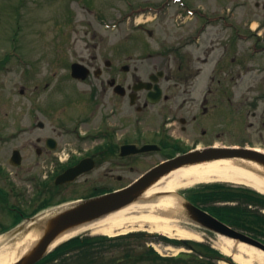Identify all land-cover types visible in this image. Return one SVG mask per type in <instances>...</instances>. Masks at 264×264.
I'll return each instance as SVG.
<instances>
[{
    "label": "rangeland",
    "instance_id": "rangeland-1",
    "mask_svg": "<svg viewBox=\"0 0 264 264\" xmlns=\"http://www.w3.org/2000/svg\"><path fill=\"white\" fill-rule=\"evenodd\" d=\"M182 2L187 8H200L209 15L218 17L215 23L206 27L201 36V39L209 35L216 36L217 39L213 41L216 57L228 45L229 58L235 55L240 59L251 60V63L255 62L257 53L251 54L248 49L252 39L243 41L237 39L233 33L236 28L240 33L249 30L264 31V0ZM181 7L180 2L175 0H0V163L6 174L4 187L10 193L7 199L9 203L15 202L30 210L35 201L37 202L34 201L37 195L36 181L39 179L37 171L44 175L55 164L54 160H44L35 154V137L48 135L54 130V134L58 135V150L70 152L76 148L75 141L79 140L77 133L80 134V131L98 122L99 113L95 111L94 123L83 124L78 128L79 132L75 131L80 125L76 118H80L82 114L88 115L89 112H85L86 106L78 98L77 103H71L64 108L65 100L62 98L65 99L67 93L71 96L74 94L71 91L55 92L57 83L70 78L66 72L67 65L59 61L88 60L98 65L101 60L109 59L116 65H129L127 72L118 71L122 78L127 77L129 80L135 66L140 69L138 73L143 74L151 62L147 54L151 57L177 54L169 52L167 47L177 48L183 35L191 32V28L194 29L201 21L196 15L184 13ZM146 29L153 31V34L149 36ZM231 34L234 35L233 38ZM187 49L192 53L200 50L195 43H191ZM106 76L107 74L104 75ZM96 82L98 81L90 79L77 84L81 88H87ZM59 86L64 90L72 88L75 91V83L69 79ZM57 104L63 105L56 108L55 112L42 109L44 106ZM248 119L251 120V116ZM38 121L45 123L42 130L37 125ZM261 132L263 137L253 128L250 129L248 143L264 150V129ZM84 146L79 144L78 149L81 150ZM14 148L21 153L19 165L8 162ZM157 159L158 155L155 153L137 156L134 161L136 169L142 171ZM36 161L39 164L35 169ZM114 174H117V170H114ZM135 175L127 174L125 180L117 181L114 176L104 177L102 167H97L90 173L88 180L82 175L68 185L66 190H62L65 186L62 187L55 196V202L83 196L93 185H123ZM205 183L177 190L198 188ZM222 183L228 186H245L232 182ZM11 187L14 192L21 191L22 194L15 197L9 191ZM249 203V211L258 210V213H264V209L256 202ZM6 214L7 210L0 204V229L11 225L8 220H1L4 216L7 217ZM135 231L146 234L102 239L103 234L82 232L78 234L81 239H93L88 243L89 250L83 253H80L82 250L71 251L66 260L57 259L53 264H237L220 251L213 242L212 235H204V239L200 240L214 249L216 258L208 260V255H204L202 251L195 253L197 249L192 251L193 249L185 245L164 240L166 237H173L145 229L129 232ZM149 248L154 249L162 259H153L154 256L151 255L148 261H134L135 257L140 253L144 254ZM125 253H129L130 259L123 256ZM175 258L178 259L174 260Z\"/></svg>",
    "mask_w": 264,
    "mask_h": 264
},
{
    "label": "flooded vegetation",
    "instance_id": "flooded-vegetation-1",
    "mask_svg": "<svg viewBox=\"0 0 264 264\" xmlns=\"http://www.w3.org/2000/svg\"><path fill=\"white\" fill-rule=\"evenodd\" d=\"M199 26L200 23L194 29L191 28V32L183 35L176 52V49H168L169 52L177 54L162 57H151L147 54V58L151 60L147 70L139 74L140 69L135 66L129 80L127 77H120L118 71H122V64L116 65L109 59L101 60L98 65L88 60L59 61L67 65L66 72L69 76L74 62L81 63L86 68L84 71L87 75L84 79L71 76L66 78L75 83V91L72 88L64 90L59 86L66 79L57 83L55 90L61 93L71 91L74 94L71 96L67 93L65 99L62 98L65 100L64 108L71 103H77L78 98L83 100L87 109L86 111L84 108L85 112H89L88 115L82 114L80 118H76L80 125L75 131L79 132L78 128L83 124L94 123L95 111L99 113L98 122L80 131V134L77 133L79 140L75 141L76 148L70 152L58 150V135L54 134V130L48 135L35 137V154L44 160H54L55 166L49 170L51 172L47 171L44 175L37 171L39 179L36 181L37 195L34 199L37 202L35 201L33 207L26 210L15 202H8L12 214H6L7 217L4 216L1 220L12 222L17 218L16 211L25 217L34 209L49 206L55 202V196L62 187L65 186L62 190H66L68 185L82 175L88 180L90 173L97 167H102L104 177L114 176L117 181L125 180L127 174L136 175L116 187L93 185L90 190L92 192L101 189L110 191L125 186L154 165L138 171L134 162L137 156L155 153L158 155L156 164L176 153L195 148L205 149L219 145L254 148L248 143L250 129L259 132L261 137V130L264 129V53L260 51L255 62L251 63V60L240 59L235 55L229 58L230 50L226 45L220 51L219 57H216L213 46L216 36L209 35L201 39L203 31ZM262 31L252 33L249 30L246 33L248 40L252 39L257 47H264ZM146 32L149 36L153 34L151 30ZM194 34L195 39L191 40ZM193 42L200 49L196 53L187 49ZM239 56L241 57L240 54ZM90 79L98 82L87 88H81L77 84ZM137 87L142 88L137 90ZM154 99L158 101L155 102ZM258 103L260 107L257 106ZM63 104L44 106L42 109L55 112L56 108ZM249 116L251 120L248 119ZM37 125L40 130L45 127V123L41 121H38ZM53 128L56 129L55 126ZM148 143L157 144L158 147L141 153H127L128 148L123 150L124 145L141 146ZM79 144L85 146L79 150ZM15 149H12L11 154ZM81 160H85L87 165L93 164V168L80 174L72 182L55 184L54 177L58 173ZM38 164L39 161H36L35 169ZM114 170H117V174H114ZM5 179L4 167L0 163V204L6 201L10 194L4 187ZM210 189L215 188L208 186L203 190ZM9 191L15 197L22 194L21 191L14 192L12 187ZM200 191L202 190H196L197 196ZM184 197L197 205L200 201L195 197L192 199L191 195L184 194Z\"/></svg>",
    "mask_w": 264,
    "mask_h": 264
},
{
    "label": "bare ground",
    "instance_id": "bare-ground-1",
    "mask_svg": "<svg viewBox=\"0 0 264 264\" xmlns=\"http://www.w3.org/2000/svg\"><path fill=\"white\" fill-rule=\"evenodd\" d=\"M258 169L264 170L253 161L237 157L183 165L160 177L141 194L138 200L98 219L83 222L65 230L53 240L48 250L72 236L87 231L114 236L145 229L170 237L201 240L204 233L178 225L179 220L175 218L180 211L179 198L175 194L177 189L203 182L220 181L244 184L264 194V176L256 171ZM72 203L68 202L47 209L36 218H51L61 208ZM20 228L0 235V264H14L36 244L41 236L40 231L35 228L25 234ZM212 240L222 253L230 255L238 264H264V252L251 245L243 242L236 244L232 239L221 235H214Z\"/></svg>",
    "mask_w": 264,
    "mask_h": 264
},
{
    "label": "water",
    "instance_id": "water-1",
    "mask_svg": "<svg viewBox=\"0 0 264 264\" xmlns=\"http://www.w3.org/2000/svg\"><path fill=\"white\" fill-rule=\"evenodd\" d=\"M81 69V65L73 64L71 72L72 76L84 77L86 73L81 72ZM151 146L152 145H144L138 149L132 146V148L134 147V152H139L147 150L151 148ZM232 157L253 161L264 168V153L257 150L238 147H211L202 150L197 149L185 154L177 155L169 160H165L164 162L155 165L143 175H141L137 180L122 189L75 201L69 206L61 208L60 211L51 218L45 217L46 219H37V215L29 217L27 218V221H30L27 222L29 224H22L18 227H21L20 229L23 230L24 234L30 229L35 228L40 231L41 236L36 244L14 264L36 263L48 252V246L59 234L70 227L83 222H89L98 219L139 199L141 194L149 186L173 169L183 165ZM19 159V152L14 151L11 163L16 165L20 162ZM91 166L92 164L86 165V163L82 162L77 166L65 170L57 177L56 181H70L82 171L88 170ZM256 171L264 176V170L258 169ZM180 203L182 206H186L189 213L187 218L189 220L199 223L203 227L213 230L227 238H231L235 242L246 243L264 252V244L262 242L230 228L221 221L195 207L191 203H185L182 201V199H180ZM18 227L16 226L11 231L16 230Z\"/></svg>",
    "mask_w": 264,
    "mask_h": 264
},
{
    "label": "trees",
    "instance_id": "trees-1",
    "mask_svg": "<svg viewBox=\"0 0 264 264\" xmlns=\"http://www.w3.org/2000/svg\"><path fill=\"white\" fill-rule=\"evenodd\" d=\"M215 198L225 199V200H239V203L240 202H245V203L256 202L258 205L264 207V196L259 195L249 190L241 189L238 191L236 190L222 191L220 193H217L215 195ZM214 211H215V214L218 215L221 219L229 222L232 225L240 226L241 224H243L244 209L240 205L226 206V207H221V208L215 207ZM250 220L252 222L250 226H253V225L259 226L260 224H263L264 226V215L256 216L254 219L250 218ZM128 236H131V234L126 235V236L123 235L120 237L125 238ZM89 241H90V238H84V239H80L78 237L72 238L68 240L67 242L59 245L57 248H55L52 252H50L40 262L36 264H52L53 260H55L56 258H63V256L70 250H76V249H78V251L82 250L80 253L88 251ZM204 249L211 251L207 247H205ZM149 253L153 254L154 256L153 259H156V258L161 259L151 249L147 252V254ZM123 256H125L127 259H130L129 253H125ZM149 259H151V257H145L144 254L141 253L137 257L134 258V261L141 262V261H148ZM174 260H176V258ZM60 264H63V262Z\"/></svg>",
    "mask_w": 264,
    "mask_h": 264
}]
</instances>
